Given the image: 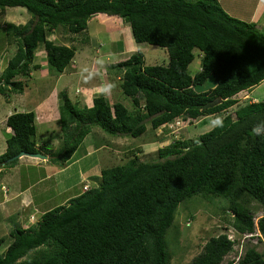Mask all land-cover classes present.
Returning a JSON list of instances; mask_svg holds the SVG:
<instances>
[{
    "label": "trees",
    "instance_id": "16d2710c",
    "mask_svg": "<svg viewBox=\"0 0 264 264\" xmlns=\"http://www.w3.org/2000/svg\"><path fill=\"white\" fill-rule=\"evenodd\" d=\"M17 7L31 20L0 22L16 50L0 73L6 99L22 94L24 80L39 68L33 63L39 46L49 73L61 74L71 64L75 49L55 45L49 33L67 27L78 35L98 15L128 24L136 43L167 51L165 66H145L141 55H132L112 67L121 93L131 99L130 111L103 95L93 97L91 107H79L60 94L64 140L50 159L60 167L93 128L137 138L147 124L154 131L176 120L222 114L238 104V95L264 81V32L229 15L217 0H0V10ZM195 51L200 70L190 75ZM211 78V88L197 91ZM260 121L264 101L249 102L234 117H223L222 126L159 149L157 161H140L141 150H130L124 164L101 170L95 187L45 212L27 229H11L3 251L0 239V264H169L165 236L185 200L193 207L217 203L223 215L230 213L237 234L254 235L257 227L264 240V136L251 131ZM6 125L12 134L0 155L5 169L17 163L6 161L20 152H38L34 112L12 113ZM253 204L263 210L256 223ZM234 244L226 234L211 237L191 264H222ZM226 264H264V250L247 247L239 260Z\"/></svg>",
    "mask_w": 264,
    "mask_h": 264
},
{
    "label": "rangeland",
    "instance_id": "374dc122",
    "mask_svg": "<svg viewBox=\"0 0 264 264\" xmlns=\"http://www.w3.org/2000/svg\"><path fill=\"white\" fill-rule=\"evenodd\" d=\"M102 16L98 15L90 19L84 32L78 35L71 34L67 27H58L49 33L48 40L55 45L75 49L74 58L63 73H49L46 69L48 64L43 46H39L33 63L40 66L32 71L31 78L23 79V86L28 90L24 88L22 95H10L9 103H6V97L0 95L2 113L8 110L14 113L13 109L19 107L36 112L38 108L33 107L40 105L41 114L48 110L53 114L49 124L35 122V142L43 145L41 146L43 149L54 150V154L59 152L64 140L58 115L55 114L59 108L61 93H66L72 103H77L79 107L84 105L91 107L93 97L103 95L111 103H121L130 111L133 107L131 99L121 93V81L112 67L132 55H141L145 66L168 64L165 48L136 43L128 24L121 23L116 17ZM30 18L31 15L24 8L0 10L2 26L9 23L24 25L31 20ZM260 31L264 32V26ZM15 51L5 31L0 28V57L4 59L1 68L6 67V60L12 57ZM194 55L195 58L188 67L190 75L200 70V55L196 51ZM109 84L114 85L111 91L108 94H101V89ZM213 84L211 78L197 91H206ZM236 99L238 100L236 106L219 115L203 117L195 121L176 120L178 122L175 121L154 131L147 124V130L137 138L113 137L98 128H93L73 155V161H77L68 167H60L56 163L58 166L54 164L45 169L44 167L29 169L20 165L18 169L21 170L22 185L19 184L20 179L15 173L6 172V177L0 181V203L8 209L5 211L0 206V239H4L1 250H5L11 242L9 237L11 229L16 226L27 229L39 221L45 212L65 206L76 193L82 192L83 186L95 187L97 185L95 178L100 176L101 170L124 164L130 150H141L138 153L140 161H157L159 149L169 146L175 140H192L210 131L215 126L214 120L217 116L221 119L226 115L234 117V112L239 107L249 102L264 101V81L251 91L238 95ZM5 134L2 133L3 136ZM3 142L5 143V140ZM80 173H84L82 178L85 179L82 183H77L81 181ZM40 176L43 177V181ZM24 183L32 185V193L38 195L35 210L18 207L16 209L13 206L14 201H9L13 185L20 188ZM49 183L52 186L48 188L46 186ZM216 204H208L204 201L199 206L193 207V201L185 200L179 205L174 222L165 236L167 251L170 253L169 264H191L192 260L201 253L208 239L222 234H226L235 242L232 251L224 258L222 264L241 258L247 247L254 246L258 252L264 250V242L259 241L256 236H239L230 226L232 221L230 213L223 215L221 208ZM250 208L256 221V217L261 216L263 210L257 204H253Z\"/></svg>",
    "mask_w": 264,
    "mask_h": 264
},
{
    "label": "crops",
    "instance_id": "0c3cea01",
    "mask_svg": "<svg viewBox=\"0 0 264 264\" xmlns=\"http://www.w3.org/2000/svg\"><path fill=\"white\" fill-rule=\"evenodd\" d=\"M217 1L219 2L220 6L223 8V10H225V12H227L232 17L240 19L246 23H250V24L255 25V28L259 31H260V28L262 26H264V0H240V1L239 0H217ZM12 45L15 48V45L14 44H12ZM3 60L4 59L0 57V73L5 68V66H3L1 68ZM8 60H6V61L8 62ZM38 65L40 66V64H38ZM45 71H46V69H45ZM30 78H31V73H30ZM19 80L23 81V79H21V78ZM25 90L27 91L28 88L26 89V87H25ZM18 95H22V94H18ZM14 96H16V95L14 94ZM6 100H7L6 103H9L10 97H8ZM33 108H38L36 110L37 113L34 112L35 113V122L41 121V122H44L43 124H49L50 123V117H53V114L49 110L44 112V114H41L42 111L39 110L40 105H37V107L34 106ZM13 110H14V113L15 112L16 113L17 112L18 113L30 112V111H26L27 109H21L20 107L17 109L14 108ZM38 110H39V112H38ZM57 110H58V108H57ZM2 112H3V108H0V155H2L6 151V144L3 142V140L6 141L7 137H9L12 134L11 130L6 125V119L12 113L9 110L5 113H2ZM58 112L59 111H57L55 114L58 115V118H59ZM3 132L6 133L5 136L2 135ZM41 146H43V145L36 143L35 148L40 154H42L43 156L46 157L45 160H38L37 158H31V157L23 156L18 160V162L12 168H8L6 170L0 168V176H1L0 181L6 177V174H5L6 172H13L16 174V176L19 177L20 180H18V182L20 185H22L21 170L18 169L20 165L27 167L29 169H31V168L35 169V168H41V167H44V169H45V168H49L50 165H54L52 162H50V159L53 157L54 150H50L49 148L43 149V148H41ZM73 155L70 158V160L66 162V164L67 163L68 164L67 165L64 164L63 167H65V166L68 167L71 163H74L77 161V160L73 161ZM83 174L84 173H80L81 181H77V183L83 182V180L85 179V178H82ZM40 178L43 181V177L40 176ZM51 186H52V184L49 183V184H47L46 187L49 188ZM81 193H82L81 191L76 193L74 195V197L80 195ZM7 194L8 193H6V195ZM10 197L11 198L9 199V201H14L13 206H15L16 209H17V207L21 208V209L23 208V209H32V210H35L37 208L38 195H34L32 193V185L24 183V186H21L20 188H19V186L13 185V189H12V193H11ZM0 206L3 207V204L0 203ZM3 208L5 211L8 210V209H5V207H3Z\"/></svg>",
    "mask_w": 264,
    "mask_h": 264
},
{
    "label": "clouds",
    "instance_id": "9594fccd",
    "mask_svg": "<svg viewBox=\"0 0 264 264\" xmlns=\"http://www.w3.org/2000/svg\"><path fill=\"white\" fill-rule=\"evenodd\" d=\"M31 19V18H30ZM35 65V64H34ZM37 66H39L38 64H36ZM32 73V72H31ZM28 77L30 78V74L28 75ZM114 87V85H111V84H109V85H105L102 89H101V94H108L110 91H111V89ZM176 122H178V121H176ZM222 119L219 117V116H217L216 118H215V120H214V124L216 125V126H222ZM251 131H252V133H253V135H255V136H264V121H260V122H258V123H256L255 125H253V127H252V129H251ZM38 154H40L39 152H37ZM40 155H42V154H40ZM19 159H17V161H18ZM90 189V188H89ZM256 219H258V218H256ZM255 220V219H254ZM257 222V220L255 221V223ZM255 233L256 234H254V235H251V234H243V235H239V236H250V237H253V236H256V238H259L260 240L262 239V236L259 234V232H258V230H257V227H255ZM261 242H264V240L262 239L261 240ZM237 260H239V257H238V259ZM236 260V261H237Z\"/></svg>",
    "mask_w": 264,
    "mask_h": 264
},
{
    "label": "water",
    "instance_id": "95a60500",
    "mask_svg": "<svg viewBox=\"0 0 264 264\" xmlns=\"http://www.w3.org/2000/svg\"><path fill=\"white\" fill-rule=\"evenodd\" d=\"M23 156H26V157H31V158H37V159H40V160H45L46 157L43 156V155H40L38 153H33V154H29V153H25V152H20L19 154L15 155L14 157L8 159L6 161V163H11L17 159H20L21 157Z\"/></svg>",
    "mask_w": 264,
    "mask_h": 264
},
{
    "label": "built area",
    "instance_id": "2783aa9c",
    "mask_svg": "<svg viewBox=\"0 0 264 264\" xmlns=\"http://www.w3.org/2000/svg\"><path fill=\"white\" fill-rule=\"evenodd\" d=\"M89 190V187L87 185L83 186L82 193L87 192Z\"/></svg>",
    "mask_w": 264,
    "mask_h": 264
}]
</instances>
